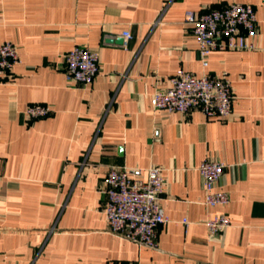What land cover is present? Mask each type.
<instances>
[{"label": "crops", "instance_id": "obj_1", "mask_svg": "<svg viewBox=\"0 0 264 264\" xmlns=\"http://www.w3.org/2000/svg\"><path fill=\"white\" fill-rule=\"evenodd\" d=\"M233 2L255 12L253 48L213 51L203 66L185 11ZM3 41L18 61L0 81V264H264V0H0ZM74 46L99 55L89 84L65 77ZM179 69L227 76L231 113L153 109ZM30 104L51 113L29 121ZM208 158L224 164L226 205L203 203ZM150 165L169 218L155 248L112 234L103 214L109 168ZM216 214L231 225L209 235Z\"/></svg>", "mask_w": 264, "mask_h": 264}, {"label": "built area", "instance_id": "obj_2", "mask_svg": "<svg viewBox=\"0 0 264 264\" xmlns=\"http://www.w3.org/2000/svg\"><path fill=\"white\" fill-rule=\"evenodd\" d=\"M167 2L164 3V6ZM184 23L189 26L202 58L213 51L245 50L253 48L252 39L257 34L256 16L250 4L233 2L224 7L197 12L186 10ZM131 33H122V46L131 39ZM18 61L16 46L10 41L0 43V81ZM64 73L68 82L89 84L99 71V55L83 46H74L63 55ZM233 94L227 76H212L179 69L167 79L163 89L155 90L150 103L155 110L187 114L199 110L208 118H226L231 113ZM51 110L43 104H30L25 109L26 118L34 121L48 116ZM202 178L206 206H221L229 202L227 192L218 189L224 164L205 159L197 167ZM103 214L112 234L139 247L155 248L157 228L169 221L159 201L164 192L162 169L150 165L115 168L110 167L104 179ZM184 224L187 223L183 219ZM231 225L226 214H216L205 221L209 235L223 232Z\"/></svg>", "mask_w": 264, "mask_h": 264}, {"label": "water", "instance_id": "obj_3", "mask_svg": "<svg viewBox=\"0 0 264 264\" xmlns=\"http://www.w3.org/2000/svg\"><path fill=\"white\" fill-rule=\"evenodd\" d=\"M122 41H123V40H119V42H121V43H122Z\"/></svg>", "mask_w": 264, "mask_h": 264}]
</instances>
